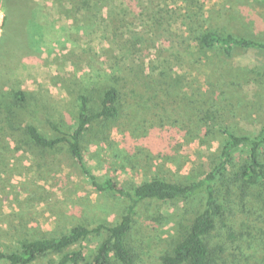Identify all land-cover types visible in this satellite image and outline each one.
<instances>
[{
	"label": "trees",
	"instance_id": "trees-1",
	"mask_svg": "<svg viewBox=\"0 0 264 264\" xmlns=\"http://www.w3.org/2000/svg\"><path fill=\"white\" fill-rule=\"evenodd\" d=\"M113 3L111 0H77L76 9L65 8L60 14L68 17L71 11L76 15L75 25L83 29L90 25L86 17H92L91 8L98 11L100 7L101 12L104 5ZM0 10L3 13L0 59L4 57L3 61L7 62L6 69L0 67V157L3 151H24L38 160L41 168L42 164H47L49 155L64 151L77 164L89 185L105 199H112L109 208L116 217L113 223L100 218L77 222L51 236L21 237L13 251L0 244V264H36L40 260H44V264H147L143 258L147 255L145 247L136 246L132 235L137 233L139 220L146 214L144 208L153 203L171 202L182 203L184 208L171 224L173 233L167 234L169 248L155 258V264H238L236 261L242 256L231 250H238L236 243L249 234L241 232V226L235 228V210L237 207L244 210L253 229H257L255 221L261 224L264 221V122L251 134L229 128L219 119L216 107L203 110L207 101L197 78L189 82L188 74L181 70L169 74L171 70L163 68L165 60L157 66H151V62L145 64L137 52L152 50L156 61L160 53L149 41L142 45L144 41L129 37L116 46L107 42L104 50L107 67L100 70L101 75L90 88L69 90L70 106L64 110L75 111H69L65 117L64 110L60 111L55 118L48 110L50 101L23 88L13 70L25 58L40 56V46L53 31L46 12L35 0H0ZM83 11L85 14L78 19L77 15ZM191 42L201 52L217 51L225 58L231 57L236 49L264 50L261 40L217 29L204 30ZM5 49L10 50L13 58L3 52ZM153 89L151 97H146L145 91ZM158 98L160 105L169 101L174 105L179 103L177 111L182 106H190L193 111L197 108V120L204 123V131L196 132L195 136L202 139L201 143L205 140L214 143L209 144L213 151L207 150L196 172L183 179L150 175L143 170L136 172L129 161L122 160L116 153L109 137L110 126L129 114L131 121L138 119L145 105ZM127 105L133 108L129 114ZM39 111L45 115L42 127L34 122ZM202 112L205 116L200 118ZM180 118L181 123L186 121L183 113ZM172 130L189 134L184 133L185 127L178 123ZM92 146L97 148L93 154L89 152ZM101 151L106 154L105 164L96 157ZM117 161L122 175L131 170L139 180L128 179L129 175L120 180L114 175L113 165ZM247 205L250 209H246ZM158 217L157 222L166 219L159 214ZM258 230L262 231V227ZM90 244H93L91 249Z\"/></svg>",
	"mask_w": 264,
	"mask_h": 264
},
{
	"label": "rangeland",
	"instance_id": "rangeland-1",
	"mask_svg": "<svg viewBox=\"0 0 264 264\" xmlns=\"http://www.w3.org/2000/svg\"><path fill=\"white\" fill-rule=\"evenodd\" d=\"M76 1L35 0L46 12L47 22L53 31L40 46L38 58H25L13 67L14 77L23 88L50 101L48 110L55 118L70 106L69 90L75 92L82 86L90 88L101 75L100 70L107 67L104 64L107 42L116 46L129 37L144 41L142 45L149 41L160 53L156 61L151 55L152 50L137 52L145 64L151 62V66H157L165 60L163 68L171 70L169 74H177L181 70L188 74L189 82L197 78L207 101L203 110L216 107L219 119L229 128L251 134L264 122V50L236 49L231 57L225 58L217 51L201 52L191 42L207 29L264 42L263 1L111 0L114 3L104 5L101 12L100 7L98 11L91 8L92 17H86L90 25L83 29L75 25L76 15L71 11L68 17L60 14L65 8L76 9ZM84 14V11L80 12L78 19ZM2 19L0 10V35ZM3 52L12 57L10 50ZM3 59H0V67L5 68L7 62L5 64ZM10 61L13 64L14 61ZM194 86L196 89L197 83ZM145 92L146 97H151L155 91ZM159 100L146 104L139 118L133 121L128 119L133 108L127 105L128 117L110 126L109 137L116 153L122 160L129 161L136 172L142 173L143 170L150 175L183 179L196 172L207 150L213 151L209 146L214 143L209 140L201 143L202 139L195 136L196 132L204 131V123L197 120V108L193 111L190 106H182L177 111L179 103L174 105L169 101L160 105L157 104ZM129 102L133 103L131 98ZM69 111L75 109L64 110L63 116L69 115ZM181 113L186 117L184 123L180 120ZM36 115L34 122L42 127L45 115L40 111ZM203 116L205 114L200 113V118ZM176 123L182 124L184 133L188 131L189 134L173 131ZM167 133L170 137L166 143ZM96 149L92 146L89 152L93 154ZM2 153L0 244L5 248L13 251L15 242L21 237L51 236L77 222L101 218L113 223L116 220L113 209L109 208L112 199H105L94 190L64 151L49 155L53 162L47 158V164H42L41 168L38 167L39 161L30 153L9 150ZM99 154L96 156L98 161L105 164L106 154L103 151ZM118 163L113 165V170L120 180L128 175V179L134 177L139 180L131 170L122 175ZM183 208L182 203L171 202L153 203L143 209L146 214L139 220L137 233L132 237L136 246L145 247L147 255L143 258L147 264H155V258L169 248L167 234L173 233L171 224L181 215ZM246 209L250 207L247 205ZM157 213L166 219L157 222ZM234 214L235 228L241 226V232L248 231L249 234L236 243L238 250H231L236 254L240 252L238 255L242 256L236 262L264 264V221L263 225L255 221L257 229H253L251 225L249 227L250 218L244 215L241 207H237ZM259 227L262 231L258 230ZM89 246L93 248V244ZM44 262L40 260L36 264Z\"/></svg>",
	"mask_w": 264,
	"mask_h": 264
}]
</instances>
